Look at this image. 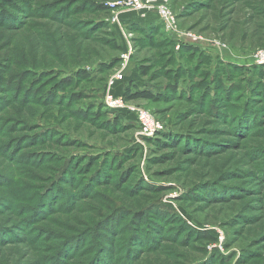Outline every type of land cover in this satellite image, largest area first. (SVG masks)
<instances>
[{
    "label": "rangeland",
    "instance_id": "rangeland-1",
    "mask_svg": "<svg viewBox=\"0 0 264 264\" xmlns=\"http://www.w3.org/2000/svg\"><path fill=\"white\" fill-rule=\"evenodd\" d=\"M143 1L0 0V264H264V0Z\"/></svg>",
    "mask_w": 264,
    "mask_h": 264
},
{
    "label": "trees",
    "instance_id": "trees-1",
    "mask_svg": "<svg viewBox=\"0 0 264 264\" xmlns=\"http://www.w3.org/2000/svg\"><path fill=\"white\" fill-rule=\"evenodd\" d=\"M135 13V12H134ZM131 19L135 20V24L138 28L147 35L153 33V31L158 30L157 26L154 24L153 16L151 13L146 14V17L143 18L141 15L132 14L124 18V21H130ZM85 74L84 76H86ZM149 75V70L147 68H140L139 70L135 69L131 76L124 77L123 79L115 82L112 85V88L109 90L110 93L115 98H123L126 102L133 100H151L158 101L160 97H158L153 92L146 90L144 77ZM214 97V96H213ZM113 113H118L121 116L120 118H125L131 122H137V118L135 114H132L128 110H117L113 111Z\"/></svg>",
    "mask_w": 264,
    "mask_h": 264
},
{
    "label": "built area",
    "instance_id": "built-area-1",
    "mask_svg": "<svg viewBox=\"0 0 264 264\" xmlns=\"http://www.w3.org/2000/svg\"><path fill=\"white\" fill-rule=\"evenodd\" d=\"M130 4L134 8V11H137L138 13H142V16L144 17L146 16L147 12L155 9V7L153 6L145 5L143 0H130ZM158 13L166 26H170L171 24H173L174 16L168 8L162 7L158 9ZM257 58L259 64L264 65V49L258 51ZM124 101L125 100L123 98H115L110 93L107 94V98H106L107 105L113 110L119 111L124 109L125 108ZM129 110L132 112V114H135L140 129L144 134L151 135L162 129V127L159 126L153 114H151L149 111H146L144 109H135V108H131Z\"/></svg>",
    "mask_w": 264,
    "mask_h": 264
}]
</instances>
